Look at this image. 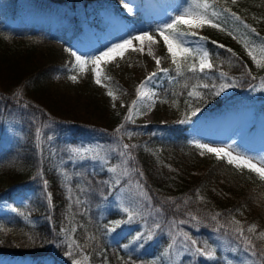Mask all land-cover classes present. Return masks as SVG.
Listing matches in <instances>:
<instances>
[{
	"label": "trees",
	"instance_id": "1",
	"mask_svg": "<svg viewBox=\"0 0 264 264\" xmlns=\"http://www.w3.org/2000/svg\"><path fill=\"white\" fill-rule=\"evenodd\" d=\"M215 2L242 23L226 12L218 21L225 31L201 28L214 65L204 72L192 55L179 59V70L170 63L155 31L161 25L143 3L122 13L155 34L169 68L157 73L154 120L139 124L125 141L121 126L94 123L80 110L78 95L56 86L61 80H82L84 88L93 84L92 66L81 72L72 53L91 27L105 33V40L115 38L102 21L103 13L118 10L111 0H0V255L39 263L52 258L58 264H166L165 231L135 239L138 220H129L116 200L130 187L161 222L188 225L187 240L197 243L174 264H227L237 262L238 254L264 264V178L220 158L207 161L188 133L228 110L227 97L240 99L264 79V50L253 45V40L264 44V0ZM180 30L192 32L184 25ZM129 56L147 76L144 58L138 52ZM193 63L196 72L189 70ZM110 76L117 93L131 103L142 79L128 84ZM192 91L200 95L190 96ZM163 101L176 102L175 118L162 120ZM259 109L264 112V102ZM251 226L254 232L248 231Z\"/></svg>",
	"mask_w": 264,
	"mask_h": 264
},
{
	"label": "rangeland",
	"instance_id": "2",
	"mask_svg": "<svg viewBox=\"0 0 264 264\" xmlns=\"http://www.w3.org/2000/svg\"><path fill=\"white\" fill-rule=\"evenodd\" d=\"M111 2L118 8V10L110 13H103L102 21L106 24L111 33L117 35H113L115 38L111 40H105V33H101L100 31H97L96 28L92 27L86 29L84 33L80 35L79 40L75 42L73 52L76 53V55L81 56L83 59L90 56H97L101 52L106 51L112 45L122 43L124 39L134 37L135 35L147 31L145 25L129 22L122 14L123 12H133L142 3L161 26L170 23L176 15L181 14L184 9L190 6V2L193 6L195 5L194 2L189 0H111ZM200 2H203V0ZM125 5H127V7H125ZM128 8H131L132 10L129 11ZM215 10L221 12L217 7ZM223 13L227 14L226 12ZM57 25L56 23L54 24V26ZM184 26L190 31L198 33L196 36L190 35L186 38L188 41L186 46H189L194 50L192 54L193 61L199 65V59L196 56V52L200 50L205 51V40H201L200 37L202 36L199 35L202 27L189 28L188 25ZM161 40L163 42L162 38ZM146 42L147 43H144L143 45V52L132 51L129 49L123 53V58L127 55L126 59L121 58V55L117 53L115 54L114 59L109 60L107 63H102L101 84L95 82L94 73H92L93 84L89 85L88 88H84L86 86L81 85L82 80L76 84L64 80L56 83V86L62 91H69L71 95H78V103L81 107L80 110L94 123L99 125L116 124V128L121 126L125 141L130 138L134 129L139 127V124L152 122L154 120L153 102L156 95L155 86L158 85L157 76L148 82L143 89L151 94V99L148 97L140 98L137 93L135 99L127 104L117 93V87L111 83L110 75L113 74L121 80L127 81L128 84H131L137 79L145 81L150 73H158L159 71L154 57L160 58L161 62L159 68L167 69L166 73L169 72V68L165 67L167 57L161 55L159 46L157 45L158 43L153 44L148 41ZM253 42V45L255 46H262L263 44L260 40H253ZM133 44L136 48L141 47L139 42L135 40L133 41ZM165 50L169 56L170 63L174 64L166 46ZM258 50H262V47H259ZM131 52H138L144 58V63L146 64L148 71L147 76L143 75L142 70L139 69L137 64H135V61H131L129 56ZM260 57L262 58L261 61L264 63V53L260 54ZM105 75L110 77V79L105 80ZM80 87H82V89H80ZM109 90L114 93L116 99H113V96L108 95ZM263 94L264 79L260 80L255 85L254 90L251 93L245 92L242 94L240 99H236L234 95H230L226 99L228 105H230L228 110L223 114L218 113L215 116L208 118L205 125H195L188 131L191 142L194 144H207L210 147L230 150L233 155L248 158L252 163H255L257 167H261V161H264V112L259 109V106L264 102ZM133 102H135V104H133ZM177 114L178 108L175 101H163L160 108V117L162 120L168 121L175 118ZM222 131H225V134H223ZM200 151L201 153L203 152L207 161L218 158L213 153H208L202 149H200ZM220 159L228 163L226 156L221 157ZM231 165L237 167L235 164ZM40 192L41 189L38 191L30 190V193L28 192L29 195L26 198L29 199L33 194L38 195ZM116 198L117 202L122 206V209L128 208L132 213L130 219L129 213L127 212L128 219L138 220L136 223L140 231L137 236H140L141 234L152 235L159 229L165 231L170 240L169 257L166 264H174L176 259L189 251L191 244L187 240V224L183 222H161L160 218L154 214L153 210H151L148 205L145 208L142 206L138 192L134 188H123L118 192ZM215 240H218L223 244L224 248L235 253V249L231 248L228 244H225L217 238H215ZM1 259L15 261L16 263L58 264L52 258H47L40 263L30 257L7 256L4 258L0 256V260ZM5 260L2 263L7 262ZM236 261L237 262L233 260V262H230L227 260L226 262L227 264H251L250 260L243 257L242 254L237 255Z\"/></svg>",
	"mask_w": 264,
	"mask_h": 264
},
{
	"label": "snow or ice",
	"instance_id": "3",
	"mask_svg": "<svg viewBox=\"0 0 264 264\" xmlns=\"http://www.w3.org/2000/svg\"><path fill=\"white\" fill-rule=\"evenodd\" d=\"M237 0H232V3L235 4ZM127 7V5H125ZM216 8V2L215 0H212V2H209V0H203V2H197L193 6L190 2V6L181 14L176 15L170 23H166L160 27H158L155 31L159 34V36L163 39L164 45L167 47V51L171 56L172 62L176 64L177 69L179 70L182 65L179 62L178 58L180 60L186 61L190 55L193 54V49L190 47H186L188 41V36H196L197 34L195 32H186L181 31L180 28L182 25H188L189 28H201L204 26H210L213 28H217L220 31H225V27L223 26L222 22H218L221 19V14L223 12H230V9L224 8L221 10V12H218L215 10ZM129 11H131V8H128ZM230 15L232 18H234L236 21H240L242 23L241 17L237 16L235 12H230ZM245 27L250 28V26L245 25ZM250 31L255 33L254 28H250ZM229 35H232L231 32H229ZM201 40H205V37H200ZM139 42L141 45L140 48L134 47L133 41ZM148 41L150 43H157V40L155 38V34H150L148 31H144L141 34L135 35L134 37L124 39L122 43H117L109 47L106 51L101 52L97 56H93L89 60L83 59L81 56L76 55V53H72L73 56H75L76 65L75 68H79L81 72L84 70L85 65H91V71L95 74V82L97 84H101L102 78H101V65L102 63H107L109 60L114 59L115 54L119 53L121 55V58H123V53L126 50L131 49L132 51H139L143 52L144 48V42ZM247 47V44H245ZM219 47H224V45H219ZM262 50H264V44H262ZM150 51V49H149ZM229 51H231L229 49ZM249 55L252 56L253 60H256L255 55H253V50H249ZM196 56L199 59V68L198 70L200 72H204L205 69H211L213 68V64L209 58V53L204 50H200L196 52ZM156 60L157 67L159 71L161 72H167V69H160V58L154 57ZM259 64V61H257ZM190 71L196 72L197 71V65L191 64ZM155 76H157V72H152L149 74L148 77H146L145 81L141 82V85L137 88V93L140 98L148 97L151 99V94L148 91L143 90L144 86L150 82ZM71 80L76 81L77 76L73 75L70 77ZM105 80L110 79V77L104 76ZM228 85H221V89L224 87H227ZM203 87H208L207 84L203 85ZM218 94V93H217ZM108 95L113 96V99H116L114 93L109 90ZM190 96H199L200 94L196 91H192L189 93ZM135 104V102H133ZM128 146L125 145V148ZM197 148H200L208 153L215 154L218 158L226 156L228 159L229 164H235L238 168L239 167H246L249 168L252 171H255L258 173L261 178H264V161H261V167H257L255 163H252V161L248 158L241 157L239 155H233V153L230 150H226L224 148H216V147H210L207 144H196ZM203 154V152L201 153ZM125 212L129 213V218L131 219L132 213L128 208L124 209ZM215 219V217H213ZM239 224V222H236ZM237 231L240 232L241 235H243V229L237 228ZM249 232L255 231V226H251L248 229ZM143 234H141L142 236ZM141 236H137L135 239H140ZM260 238H264V233L260 234ZM192 245H195L197 242L195 240L190 241ZM250 243V241H249ZM198 252H201V249H196Z\"/></svg>",
	"mask_w": 264,
	"mask_h": 264
},
{
	"label": "bare ground",
	"instance_id": "4",
	"mask_svg": "<svg viewBox=\"0 0 264 264\" xmlns=\"http://www.w3.org/2000/svg\"><path fill=\"white\" fill-rule=\"evenodd\" d=\"M145 44L147 43L146 41L144 42ZM223 132V134H225V131H222ZM0 264H28V263H16L15 261H11V262H4V263H0Z\"/></svg>",
	"mask_w": 264,
	"mask_h": 264
}]
</instances>
